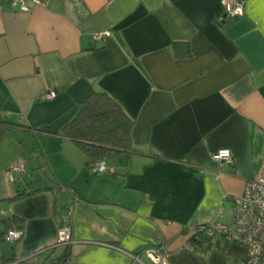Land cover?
Listing matches in <instances>:
<instances>
[{"label": "crops", "instance_id": "0c3cea01", "mask_svg": "<svg viewBox=\"0 0 264 264\" xmlns=\"http://www.w3.org/2000/svg\"><path fill=\"white\" fill-rule=\"evenodd\" d=\"M85 4L86 17L73 0L0 3V264H152L160 245L171 264H241L246 248L220 236L191 244L200 224L231 221L264 163V0L222 22V0ZM92 92L134 120V150L103 174L63 133ZM223 148L232 162L213 159ZM10 216L15 242L1 237ZM66 222L73 243L53 247Z\"/></svg>", "mask_w": 264, "mask_h": 264}, {"label": "built area", "instance_id": "2783aa9c", "mask_svg": "<svg viewBox=\"0 0 264 264\" xmlns=\"http://www.w3.org/2000/svg\"><path fill=\"white\" fill-rule=\"evenodd\" d=\"M9 1L14 6H19L22 10H29L31 3L47 5L50 0H0V3ZM80 16L86 17L91 11L85 4V0H73ZM224 7L223 20H234L244 15L245 5L244 0H222ZM110 31H99L93 33L94 40H101ZM54 91L49 92L45 98L51 99L55 97ZM213 159L216 161L226 160L233 161L232 152L229 148H223L213 154ZM17 172H24L25 166L21 164L14 168ZM96 174L107 172V160L100 158L95 161L92 166ZM195 242L198 248L204 246L208 240L216 236L222 237L227 242H233L244 246L247 250V257L241 261V264H264V163L259 173L246 180L241 194L234 197V207L231 222H225L222 219L200 224L194 231ZM22 236V230H9L4 238L8 242H15ZM73 243L71 225L63 223L59 230L56 244L53 247L67 246ZM146 257L152 264H171L167 259V250L164 245L149 248L144 251ZM135 261L140 260V254H131ZM69 264V261L66 262Z\"/></svg>", "mask_w": 264, "mask_h": 264}, {"label": "trees", "instance_id": "16d2710c", "mask_svg": "<svg viewBox=\"0 0 264 264\" xmlns=\"http://www.w3.org/2000/svg\"><path fill=\"white\" fill-rule=\"evenodd\" d=\"M179 45L175 44L177 55ZM133 125V118L111 95L106 92H92L79 103L76 116L64 126L63 133L85 152L88 158L87 165L92 168L95 161L100 158L107 160L121 152L134 150ZM1 222L3 224L1 237L5 240L4 236L9 230L22 229L23 218L10 216L2 218ZM195 240L193 235L192 241ZM67 260L68 254L65 253L57 263L66 264ZM7 261L1 258L0 263Z\"/></svg>", "mask_w": 264, "mask_h": 264}, {"label": "rangeland", "instance_id": "374dc122", "mask_svg": "<svg viewBox=\"0 0 264 264\" xmlns=\"http://www.w3.org/2000/svg\"><path fill=\"white\" fill-rule=\"evenodd\" d=\"M227 222L229 223V222H231V221H227ZM4 243H6V242H4ZM4 243L0 242V245H1V244H3V245H4ZM5 246H6V245H5Z\"/></svg>", "mask_w": 264, "mask_h": 264}]
</instances>
